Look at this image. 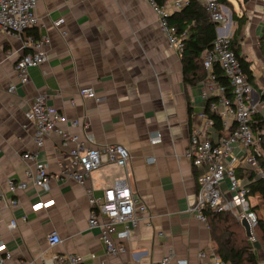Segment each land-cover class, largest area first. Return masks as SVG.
Returning a JSON list of instances; mask_svg holds the SVG:
<instances>
[{
    "label": "crops",
    "instance_id": "crops-1",
    "mask_svg": "<svg viewBox=\"0 0 264 264\" xmlns=\"http://www.w3.org/2000/svg\"><path fill=\"white\" fill-rule=\"evenodd\" d=\"M243 8L248 20L241 55L251 63L255 99L261 100L264 0H249ZM36 14L39 24L31 29L49 38L50 56L30 69L29 82L15 93L8 88L18 82L15 65L25 51V37L0 29V193L5 199L0 202V237L12 252L8 264H52L53 255L64 253L77 254L86 263L96 254L101 264H153L166 255H172L171 264H199L198 253L215 248L208 224L187 211L198 188L199 170L186 152L195 114L206 105L202 82L185 84L181 53L169 45L146 0H38ZM58 18H64L59 27L54 25ZM85 87L93 88L96 97H82ZM39 93L69 118L87 123L86 129L69 127L72 133L91 134L96 144L129 148L131 187L150 216L131 233L126 252L106 253L98 229L88 225L87 195L91 188L100 196L124 179V168L105 163L84 184L61 179L68 154L59 146V136L49 134L38 159L54 177L50 188L10 191L9 181L24 179L34 165L23 158L25 152L37 150L36 125L25 113ZM11 198L18 200L16 206L9 203ZM40 202L46 204L35 208ZM257 211L264 220V200H259ZM13 219L17 227L9 228ZM53 231L62 239L58 244L48 239ZM256 252L264 264L261 245Z\"/></svg>",
    "mask_w": 264,
    "mask_h": 264
},
{
    "label": "built area",
    "instance_id": "built-area-1",
    "mask_svg": "<svg viewBox=\"0 0 264 264\" xmlns=\"http://www.w3.org/2000/svg\"><path fill=\"white\" fill-rule=\"evenodd\" d=\"M38 0H0V29L25 37L24 53L15 65L18 82L12 83L8 91L15 93L19 86L30 79V69L42 65L49 59L46 46L50 40L47 36L35 38L28 30L39 24L36 14ZM157 15L162 33L169 45L179 52L183 49V33L181 36L169 25L168 18L174 9L181 8L186 0H175L170 4L159 5L156 0H146ZM210 19L217 24V36L212 47L204 54L203 62L207 76L202 80V98L206 105L195 114L196 121L191 126L190 143L186 155L199 173L197 194L194 202L188 206L189 214L199 221L208 224L205 211L231 212L241 223L246 220L251 230V241L255 242L254 229L260 216L259 200L264 194L250 195V185L254 181L238 170L253 172L257 178L264 179V149L258 141L264 139V128L254 131L252 118L259 114L264 120V102L255 99L254 88L244 72L242 64L232 48L234 23L232 13L219 0H202ZM64 18H58L54 25L59 27ZM219 66L230 80L232 95L226 93V87L216 80L214 73ZM82 97L94 98L93 88L85 87L80 91ZM207 106L210 107L207 111ZM214 113L222 120V131L217 130ZM25 116L36 125L34 142L36 151H27L24 159L32 160L34 165L25 171V178L19 181L10 180L9 189L16 192L29 186L49 189L53 175L45 163L38 159L39 149L44 145L45 137L56 134L60 138V147L65 149L68 160L65 162L60 178L74 179L84 184L89 176L105 163L116 164L126 171V177L116 181L114 185L103 190L97 196L93 189L87 190L90 206L89 228L98 229L107 254L117 255L126 252V242L131 233L142 223L149 222L147 205L139 200L131 187L128 164L132 154L128 147L118 143L96 144L91 134L81 136L68 130L69 127L83 126L80 118H69L48 103L47 95L39 93ZM259 123V122H257ZM152 138L156 141L159 138ZM153 158L149 159V162ZM4 195L0 193V202ZM12 206L18 204L11 198ZM46 204V203H45ZM40 202L35 208L45 205ZM1 225V220H0ZM121 225L122 229H118ZM9 228H16L15 219L8 222ZM51 244L62 241L60 235L53 231L48 235ZM199 264H227L215 251L202 250L198 253ZM12 252L0 237V264H8ZM172 255H166L153 264H171ZM52 264H101L96 254H91L90 262L77 254H55ZM178 264H188L187 260H177ZM20 264H32L21 261Z\"/></svg>",
    "mask_w": 264,
    "mask_h": 264
},
{
    "label": "trees",
    "instance_id": "trees-1",
    "mask_svg": "<svg viewBox=\"0 0 264 264\" xmlns=\"http://www.w3.org/2000/svg\"><path fill=\"white\" fill-rule=\"evenodd\" d=\"M156 1L159 5H165L169 0ZM219 2L225 5L230 4L229 0H219ZM232 20L236 24L232 48L239 58L249 81L256 87L251 63L241 55L242 30L247 23L248 17L245 14L239 16L232 12ZM168 21L177 35L181 36L185 33V36H183L184 47L180 51L183 77L185 84L195 86L207 76L203 58L205 52L212 47L216 39L217 24L208 16L202 0H186V3L181 8L175 9L170 14ZM28 33L34 35L35 38L40 37L36 29H29ZM262 51L264 54L263 46ZM214 73L216 74V80L226 87V93L231 96L232 86L224 71L217 66ZM261 100L264 101V94ZM209 109L210 107L207 106V111ZM210 115L215 120L216 129L222 131V120L214 113H210ZM252 119L254 131L264 128V120L259 114L254 115ZM258 143L264 149V139L259 140ZM238 172L240 175H246L254 180L250 185L251 196L256 193L264 194V179L257 178L251 171L239 169ZM205 214L211 237L215 242L214 251L223 261L229 264H259L256 247L261 245L264 249L263 219H259L254 229L256 241L252 242L250 237L247 236L242 223L231 212L206 210Z\"/></svg>",
    "mask_w": 264,
    "mask_h": 264
},
{
    "label": "rangeland",
    "instance_id": "rangeland-1",
    "mask_svg": "<svg viewBox=\"0 0 264 264\" xmlns=\"http://www.w3.org/2000/svg\"><path fill=\"white\" fill-rule=\"evenodd\" d=\"M230 4H226L228 10L230 13L235 12L238 15H242L244 13V0H229ZM234 28L236 27V24H234Z\"/></svg>",
    "mask_w": 264,
    "mask_h": 264
},
{
    "label": "water",
    "instance_id": "water-1",
    "mask_svg": "<svg viewBox=\"0 0 264 264\" xmlns=\"http://www.w3.org/2000/svg\"><path fill=\"white\" fill-rule=\"evenodd\" d=\"M249 0H244V3H247ZM242 225L246 230V234L248 237H251V230H250V226L248 224V222L246 220L242 221Z\"/></svg>",
    "mask_w": 264,
    "mask_h": 264
}]
</instances>
